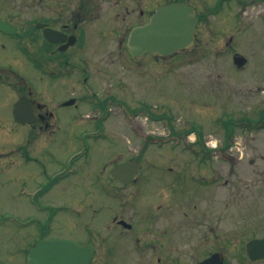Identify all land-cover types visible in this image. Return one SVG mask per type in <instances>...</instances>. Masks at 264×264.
<instances>
[{"label":"flooded vegetation","instance_id":"1","mask_svg":"<svg viewBox=\"0 0 264 264\" xmlns=\"http://www.w3.org/2000/svg\"><path fill=\"white\" fill-rule=\"evenodd\" d=\"M170 4H187L195 10V41L191 48L170 56L154 55L149 51L151 39L132 36L151 22L157 9ZM204 38L216 41L219 48L214 51L228 59L226 87L231 90V101L226 115L230 120L227 152L232 150L230 139L235 133L252 137L264 132V0H0V179L5 175L7 181L18 182L17 192L11 195L25 205L0 211V226L5 232L8 225L11 233L25 234L20 264H29V251L42 241L90 246L87 264H183L189 258L194 260L192 264H200L220 252L212 250L202 257L184 258L185 222L181 214L198 225L194 236L198 237L194 246L198 253L202 241L244 250L248 241L264 238V234L249 236L247 226L234 231L216 227L218 185L229 188L231 196L243 198L247 193L248 184L237 167L243 157L239 148V154H231L226 160L231 176L222 182L215 175H198L202 174L200 170L192 173L191 166L194 163L196 169H210L208 165L214 163L212 159L219 150H210L203 161H175L180 167L166 163L157 167L154 161L143 163L138 158L111 161L114 154L119 155L113 151L93 185L113 201L102 225L92 222L106 206L99 203L95 207L96 199L92 194L89 199L87 190L80 192V199L55 202L53 191L58 189L63 195V182L78 174L85 177L78 163L91 151L89 142L135 132L131 126L117 127L119 114L115 109L127 111L122 115L128 121L139 114L147 121L163 118L155 113L151 118V102L145 98L151 90L154 68L164 72L170 62L178 68L186 56L197 61ZM249 47L254 50L252 57ZM137 82L145 85L142 92H138ZM234 84H248L246 95L240 96L241 91L234 95ZM127 95L136 101L130 104L121 99ZM238 97L243 99L242 109L233 107ZM79 125L82 127L76 128ZM77 131L83 151L60 157L56 150H62L63 145L55 144L57 135L68 137ZM253 141L248 138L244 147ZM173 147L191 153L198 150L192 145ZM250 163L254 164L252 160ZM117 167L122 168L120 175L132 177L111 178L110 171ZM155 174L160 178L152 176ZM157 180L160 185L154 182ZM148 181L156 192L154 200L145 197L144 201L142 194L147 195ZM195 197L207 208L192 204ZM45 198L55 205L43 203ZM98 200L102 202V198ZM128 202L134 205L129 219L125 207ZM89 208L87 219L71 217V213L80 217ZM170 224H178V232L171 230ZM72 227L77 229L74 235H63ZM112 233L120 240L111 243ZM12 238L0 243L8 247ZM7 253L0 262L16 264L13 252L7 249ZM222 264H264V260L224 256Z\"/></svg>","mask_w":264,"mask_h":264},{"label":"rangeland","instance_id":"2","mask_svg":"<svg viewBox=\"0 0 264 264\" xmlns=\"http://www.w3.org/2000/svg\"><path fill=\"white\" fill-rule=\"evenodd\" d=\"M217 48H219V46L216 41L204 38L200 41L201 52L199 57H197V61L193 62L191 57L186 56L179 62L181 65L178 68L177 65L174 66L175 64L170 62L168 70L164 71L166 72L165 74L160 71V68H154L156 72L152 73V79L149 82L151 90L148 93V98L146 96L145 98L151 102L152 112L159 116L162 114L164 118H161L158 122H154L151 119L147 121L144 115L139 114L133 121H128L122 115L123 112L127 113V111L123 110L122 112V110L115 109V112L119 114L115 121V123L118 124L117 127L126 129L131 126L135 132L132 133V135L129 132H120L117 136L100 138L89 142L91 144V151L89 154H86L85 159L78 163L82 164L81 170L82 173L85 174V177H79L78 174L76 177H71L66 182H63L61 184V189L66 188L63 195H60L58 189L53 191V194L55 192V202L60 203L72 201V199L73 201L75 199H80V192L82 190H87L89 199H92L90 194L96 199L95 207L96 205L98 207L99 203H103L106 206L92 222V225L95 226L102 225L106 217L109 216L108 206L113 201L109 200L108 196H104L102 190L97 192L96 187L93 185L97 184V176L100 174L105 161L111 157L113 151L119 152V155L114 154L111 161L116 159L125 161L129 158H138L139 161L143 163L154 161V166L157 167L162 163L180 167L182 165L175 164V161H183L186 163L188 161H198L199 158H194L192 153L185 149H173V146L178 143L173 140V135L170 137L171 130H169V126L174 128L177 132H184L191 126L196 125L202 132L203 141L205 143L211 142L212 144L217 143L218 145H223L224 129L220 124V120L230 112L229 103L231 101V90L226 87V67L228 59L224 56V53L221 56L218 55L214 51V49ZM254 49H256V47H254ZM253 54L254 50L249 47L248 55L252 57ZM161 75H163L164 78H162ZM247 85L248 84L240 86L234 84L232 89L234 95L241 91L240 96H245L248 90L246 88ZM95 86L96 85H94V87ZM136 87L138 92H142L145 85L142 84L141 86L137 82ZM238 87L241 89H237ZM254 95L260 98L263 96L262 94L258 95V93ZM121 99L130 104L136 101L135 97L130 99L129 95L126 97L122 96ZM242 100H240V97L236 98L233 107L242 109ZM255 101H258L257 97ZM252 102L253 100H250L251 106L254 105ZM129 106L132 107L131 105ZM168 117L171 120L170 125H167ZM70 124L71 123H68L67 126ZM81 127L80 125L76 126V128ZM78 131L76 134H73V136L68 137H65L63 134L57 135L58 139L55 144L63 145L62 150H56V153L59 154L60 157H64L66 154L69 155V153L71 154L72 152L76 153L83 151L84 143L80 139ZM248 138L254 141L250 142L249 146L244 147ZM61 139H63V142ZM161 140L164 141L160 143ZM191 140H194L193 135H190V138L186 137L181 139L180 143L182 145L191 144ZM230 140V145L232 146L230 153L239 154L237 148L242 152V161L240 166L237 167L240 175L244 178L243 182L248 184V189L247 193H244L242 198L240 196H231L233 193L229 188L218 185L215 194L216 227L222 230L224 227L230 228L234 231L241 230L242 227L247 226V230L249 231L247 234L249 236L264 234V132H260L258 135L252 137L247 134L240 135L235 133ZM233 142H238L239 144ZM214 156L215 158L212 159L214 163L208 165L210 169L204 167L203 169H196L193 163L191 165L193 166L192 173L195 174L197 170H200L202 174L198 175L207 177L215 175L218 182L228 179V177L231 176V174L229 175V163H225L228 158L220 153L217 155L214 154ZM251 160L254 164L250 163ZM146 168H148V166ZM188 170H191V168ZM154 171L156 172L157 170ZM152 176L160 178V175L157 174ZM4 177L0 179V211H12V209L24 208V203L19 202L16 196L11 195L17 192L19 187L17 186L18 182L11 183ZM35 181L37 182L38 179ZM105 181H107L106 178ZM148 182L146 188L147 195L146 193L142 194V196H144L142 197L144 201L146 200L145 197H150L152 198L151 200H154V192H156V189H153V184H151L150 181ZM154 182L160 185L161 181L157 180ZM185 196L183 198L184 201L187 200ZM98 198H102V202H100ZM82 200H85L83 195ZM43 203L55 205L48 198H45ZM192 204L197 206L203 205L207 208V205L204 203L202 204V200L197 197L193 199ZM125 207L126 218L129 219L130 213L134 210V205H130L128 202V205ZM21 214L24 215L22 212ZM90 214L91 210L89 208V211L84 212L82 216L76 217L74 213H71V217L75 220H85ZM181 218L184 219L185 222L183 228L185 238L183 249L185 252L184 258H189V256L202 257L212 250L220 251L226 258L243 255L241 248H230V246L221 247L220 244L217 243L214 246L212 241H202L198 253V249L194 247L198 239V237L194 238V236L198 234V225L189 223L190 216L183 218L181 214ZM5 229H8V232L3 231V227L0 226V241H5L11 235H13V238L7 242L8 247L0 243V257H6L8 255L7 249H10L15 256V263L20 264L23 262L24 258V254H22L20 250L23 248L25 234L20 232L11 233L12 230H10V226L8 225L5 226ZM170 229H174V232H176L178 230V224H170ZM76 231L77 229L72 227L71 229L63 231V233H65L63 235H74ZM119 240L120 239L113 233L112 237L109 238L111 243ZM193 261V259L189 258L188 261H184L183 264H192Z\"/></svg>","mask_w":264,"mask_h":264},{"label":"water","instance_id":"3","mask_svg":"<svg viewBox=\"0 0 264 264\" xmlns=\"http://www.w3.org/2000/svg\"><path fill=\"white\" fill-rule=\"evenodd\" d=\"M196 23L197 19L192 8L184 4H174L159 9L140 35L146 34L151 37L153 54L171 55L192 45ZM121 169L119 167L112 170L110 176H119L123 179L124 176L119 174ZM91 253V247L67 242H43L31 250L29 261L30 264H87ZM246 254L251 260H264V239L248 242ZM222 262V256L215 254L200 264H222Z\"/></svg>","mask_w":264,"mask_h":264},{"label":"trees","instance_id":"4","mask_svg":"<svg viewBox=\"0 0 264 264\" xmlns=\"http://www.w3.org/2000/svg\"><path fill=\"white\" fill-rule=\"evenodd\" d=\"M225 124H226V127L228 128V125H227V124H228V122H227V121H225ZM192 129H194V128H192Z\"/></svg>","mask_w":264,"mask_h":264}]
</instances>
